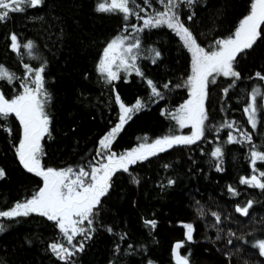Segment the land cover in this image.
Instances as JSON below:
<instances>
[{
    "label": "trees",
    "instance_id": "16d2710c",
    "mask_svg": "<svg viewBox=\"0 0 264 264\" xmlns=\"http://www.w3.org/2000/svg\"><path fill=\"white\" fill-rule=\"evenodd\" d=\"M101 2L107 6L111 0H45L42 7L12 13L7 24H0V65L5 70L23 76L25 63H37L24 54L23 48L21 54L11 51L8 47L11 42L5 37L12 32L22 42L34 41L38 46L37 55L47 59L44 77L51 96L48 104L51 136L41 141L44 168L78 169L93 160L99 140L117 123V93L125 105L139 99L144 106L131 114L113 142L112 150L116 153L138 147L144 137L152 142L165 135L189 131L180 129L168 115L188 98L184 84L190 66L189 53L179 37L166 27L136 34L142 51L137 65L144 77L158 88L171 82L168 90L161 89L164 100L154 102L158 98L151 95L146 79L135 72L131 75L121 72L120 79L110 85L99 74L98 61L112 39L127 33L123 30L125 22L121 15L97 11ZM138 3L143 5V0ZM251 3L252 0H197L190 8L182 6L181 20L199 36L198 43L207 50L210 41L234 33L250 13ZM192 13L193 20L187 21ZM130 22L142 25V21L134 18ZM151 49L160 53L156 63H152ZM246 52L243 59L238 57L235 68L241 79L227 99L221 89L231 83L229 79L218 77L217 84L209 88L205 107L209 116L206 125L210 127L205 132L206 140L187 147H173L129 166L139 184L133 183L128 173L115 174L109 194L102 198L106 203H102L92 238L73 257L76 264H148L149 261L175 264L171 250L177 242L186 240L185 223L194 226V242L184 243L178 251L182 257L190 252L189 264H229L226 253H231L230 264H244L245 260L248 264H264L257 248L242 243L264 239V191L239 183L241 177L251 174V145L225 143L231 130L221 128L225 120H235L241 129L252 131L242 109L250 100L252 87L259 84L264 92V82L253 78L257 71L264 74V25H261V37ZM19 83L0 81V90L11 99L22 91ZM9 119L12 135L0 130V169L5 172L0 179V209L30 199L42 186L40 177L28 173L15 154L14 145L18 146L21 127L14 115ZM260 129H264V122L258 125L253 136L258 150L264 145ZM239 135L233 132L234 137ZM216 146H221L224 152L223 172L215 170L216 160L210 156ZM165 164L170 167L165 168ZM257 167L264 168V164L258 162ZM259 178L264 182V177ZM169 179H175V183L169 185ZM229 186L241 194L232 198ZM248 200L254 202L250 216H240L235 212V205L239 202L244 206ZM199 208H203V216ZM213 211L223 221L215 227L211 226ZM151 220L156 221L155 229L145 223ZM4 223L9 226L0 233V258L7 264H61L49 248L52 242H62V235L53 222L30 214ZM107 227L113 232L109 233ZM218 229L223 231L218 233ZM229 230L242 240L227 236ZM122 234H126L123 240ZM218 234L221 239L216 238ZM229 238L233 239V246L227 244ZM117 245L119 251H116ZM236 247L241 251L237 252Z\"/></svg>",
    "mask_w": 264,
    "mask_h": 264
},
{
    "label": "snow or ice",
    "instance_id": "6c2138e0",
    "mask_svg": "<svg viewBox=\"0 0 264 264\" xmlns=\"http://www.w3.org/2000/svg\"><path fill=\"white\" fill-rule=\"evenodd\" d=\"M196 2L197 0H155V4H153V0H143L142 5L138 3V0H111L107 6L103 2L99 3L98 12L121 15V19L125 22L123 30L127 33L125 36L112 39L103 49L102 58L98 61V72L110 85L113 81L120 79L121 72L126 75L135 72L136 75L146 79L147 86L151 89V95L158 98L154 102L158 103L160 100H164L165 96L161 89L168 90L171 82L164 83L158 88L151 79L144 77L137 65V60L142 58V51L141 41L136 34L144 32L146 29L166 27L179 36L183 46L191 53L192 74L184 85L189 89L190 98L175 112H170L168 115L176 121L180 129L190 126L192 132L190 135H165L152 142L144 137L138 147L125 153H116L112 150L113 142L127 121L131 119L130 114L139 111L144 106L139 99L134 106H126L117 93L115 103L119 105L118 122L99 140L93 160L78 169L68 167L57 170L52 167H42L41 141L45 136H51L49 128L51 120L48 111L51 96L45 87L44 77L47 59H41L37 55L38 46L34 41L22 42L15 32L9 33L5 37L11 42L8 47L12 52L21 54V48H23L24 54L37 63L35 65L25 63L23 76L11 73L0 65V81H6L9 84L19 81V87L22 89L11 99L6 98L3 91L0 90V130L6 131L9 136L12 135L9 118L14 115L22 129V137L19 139L18 146L14 145L15 154L28 173L42 179L43 186L30 199L15 202L7 209H0V233L6 231L9 226L4 223L5 220L15 221V218L28 217L30 214L45 217L54 223L66 241V244L58 240L50 243L51 252L61 264H76L73 257L78 252H82L84 242L92 238L95 224L102 211V203H106L102 198L109 194L113 177L117 172L128 173L131 181L139 184V179L130 172L129 166L147 161L173 147H187L207 139L205 132L210 126L206 125L209 116L205 102L209 95V88L211 85L217 84L218 77L229 79L231 83L221 89L224 98L227 99L230 90L235 88L237 81L241 79V74L236 70L235 65L239 62L238 57L243 59V56L247 55L246 50H252L258 38L261 37V25H264V0H252L250 14L240 21L234 33L227 38L210 41L207 50L198 43L199 36L194 35L193 31L186 27L185 22L181 20L182 6L186 5L190 8ZM44 3L45 0H0V24H7L12 13L37 9ZM149 9H152L151 13H149ZM193 16L194 13L189 14L186 20L192 21ZM132 18L142 21V25L131 23ZM150 51L154 53L152 63H156V58L160 56V53L156 49ZM253 78L264 81V74L257 71ZM180 86L176 85L175 87ZM249 96L250 102L246 103L242 110L252 131L241 129L235 120H225L221 128L231 130L228 132L225 143L240 144L241 146L251 145V174L250 177H241L239 183L264 191V182L259 178L264 177V168L257 167L258 162L264 164V145H260L258 150L253 140L254 134L258 131V125L264 122V92H262L261 86L257 84L252 87ZM161 114L164 115L163 110ZM260 131L261 134H264V129H260ZM233 132H239V138L234 137ZM210 156L216 160L215 170L223 172L224 152L221 146H216ZM164 167L168 168L170 165L165 164ZM4 176V170L0 169V179H3ZM174 183L175 179L168 180L169 185ZM228 191L232 194V198L241 194L232 186L228 187ZM199 203L196 201L197 205ZM253 203L252 200H248L244 206H241L237 202L235 212L240 216L249 217V210L253 207ZM197 210L201 216L204 215L203 208ZM211 217L214 218V224L211 226L215 227L223 223L218 212H211ZM145 223L150 224L152 229L156 227L155 220L145 221ZM183 227L187 230L186 240L174 245L175 264H189L190 252L182 257L178 250L184 243L194 242L193 224L185 223ZM107 231L112 233L113 229L107 227ZM217 231L219 233L223 229ZM77 236L82 239L76 240ZM227 236L242 240L231 230L228 231ZM125 238L126 234L120 235V239ZM216 238L221 239L219 234ZM74 240L75 243H73ZM242 243L257 248L259 256L264 257V239L252 242L242 241ZM227 244L233 246V239H227ZM131 247L129 245V248ZM119 248L120 246L117 245L116 251H119ZM235 250L241 251L239 247H236ZM230 256L231 253H226L229 264ZM0 264H7V262L0 258ZM148 264H153V262L149 261ZM244 264H248V261L245 260Z\"/></svg>",
    "mask_w": 264,
    "mask_h": 264
},
{
    "label": "rangeland",
    "instance_id": "374dc122",
    "mask_svg": "<svg viewBox=\"0 0 264 264\" xmlns=\"http://www.w3.org/2000/svg\"><path fill=\"white\" fill-rule=\"evenodd\" d=\"M251 7V6H250ZM250 14V13H249ZM239 26V25H238ZM172 31V30H171ZM179 37V36H178ZM180 39V38H179ZM180 42L183 44V42L180 40ZM186 49V48H185ZM187 50V49H186ZM187 53H189V64H190V66H189V70H188V77H190L191 76V74H192V72H191V53L190 52H188L187 51ZM102 57V56H101ZM188 77H187V79H188ZM187 79H186V81H187ZM186 81H185V84H186ZM264 82V81H263ZM184 84V85H185ZM186 90H187V99L183 102V103H185L189 98H190V96H189V89L186 87ZM249 102H250V100H249ZM183 103H181L180 105H182ZM135 105V103L134 104H132V105H126V106H129V107H132V106H134ZM179 108V107H178ZM178 108H176V109H178ZM118 111H119V105H118ZM176 111V110H175ZM134 112H137V111H134ZM133 112V113H134ZM132 114V113H131ZM130 114V115H131ZM117 122H118V120H117ZM19 123V122H18ZM178 125V124H177ZM19 127H21L20 125H19ZM178 127H179V125H178ZM185 128H187L189 131L187 132V133H185V134H183V135H190L191 134V132H192V129H191V127L189 126V127H185ZM109 131V130H108ZM107 133V132H106ZM105 133V134H106ZM20 137H22V129H21V134H20ZM139 146V145H138ZM136 148V147H135ZM133 149V148H132ZM131 150V149H130ZM129 151V150H128ZM41 179V178H40ZM42 180V179H41ZM42 186H43V181H42ZM41 186V187H42ZM58 229V228H57ZM59 230V229H58ZM82 239V237H80V236H77V238H76V240H81ZM76 241L74 240L73 241V243H75ZM62 243H65L66 244V241L64 240V238L62 237Z\"/></svg>",
    "mask_w": 264,
    "mask_h": 264
},
{
    "label": "water",
    "instance_id": "95a60500",
    "mask_svg": "<svg viewBox=\"0 0 264 264\" xmlns=\"http://www.w3.org/2000/svg\"><path fill=\"white\" fill-rule=\"evenodd\" d=\"M257 189V188H256ZM172 260H173V262L175 263V258H174V255H173V251H174V246H173V248H172Z\"/></svg>",
    "mask_w": 264,
    "mask_h": 264
}]
</instances>
